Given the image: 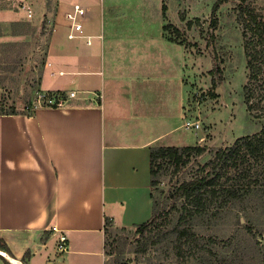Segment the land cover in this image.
I'll return each instance as SVG.
<instances>
[{
	"label": "crops",
	"instance_id": "0c3cea01",
	"mask_svg": "<svg viewBox=\"0 0 264 264\" xmlns=\"http://www.w3.org/2000/svg\"><path fill=\"white\" fill-rule=\"evenodd\" d=\"M74 5L91 45L67 38ZM53 6L40 88L77 94L62 108L0 115V237L11 251L0 264H107L105 219L129 228L151 217L150 149L191 146L174 136L188 132L186 51L163 30L169 0Z\"/></svg>",
	"mask_w": 264,
	"mask_h": 264
},
{
	"label": "rangeland",
	"instance_id": "374dc122",
	"mask_svg": "<svg viewBox=\"0 0 264 264\" xmlns=\"http://www.w3.org/2000/svg\"><path fill=\"white\" fill-rule=\"evenodd\" d=\"M17 1L0 0V105L31 114L35 94L41 90V79L49 67L50 20L45 11L54 9L56 0H33L32 20L17 8ZM215 1L169 0L168 10V22L181 33L177 42L186 51L184 81L188 87L182 123L188 132L182 129L174 136L187 135L191 146H204L206 151L177 174L164 166L157 185L150 186L152 201L163 217H168L161 219V233L153 230L141 238L134 228L107 230V264H178L176 236L169 230L177 223L180 206L171 197L172 189L192 177L197 164L205 163L213 151L261 128V122L247 113L243 103L247 71L242 30L236 21L239 1L225 0L213 14ZM212 79L218 83L215 87ZM253 186L248 196L234 201L217 217L191 221L199 245H207L216 256H198L197 247L192 245L190 252L185 250L187 258L182 264H264V165ZM209 238L217 243L211 245Z\"/></svg>",
	"mask_w": 264,
	"mask_h": 264
},
{
	"label": "trees",
	"instance_id": "16d2710c",
	"mask_svg": "<svg viewBox=\"0 0 264 264\" xmlns=\"http://www.w3.org/2000/svg\"><path fill=\"white\" fill-rule=\"evenodd\" d=\"M235 7L236 21L240 25L243 38V52L247 71V82L242 87L243 103L247 113L261 122V128L252 135L237 138L232 145L220 147L213 151L212 156L203 164H197L192 177L176 185L171 192L173 201L179 204L180 214L175 225L171 226L175 234V249L178 264H182L191 248L197 247V254L207 255L210 258L216 254L207 245H199L198 237L191 229V221L197 217L215 218L231 204L248 196L258 179V172L264 165V0H238ZM225 0H216L212 6L213 14ZM166 6H162L163 17L166 20ZM216 22L213 21V24ZM188 25L191 23L188 22ZM168 35L166 38L178 44L181 37L179 30L170 23L163 26ZM181 41V40H180ZM217 71H220L216 69ZM218 83L212 79V86ZM42 91V90H40ZM48 96L65 97V91H44ZM215 97V94H211ZM32 113V112H31ZM2 114H29L18 112L15 107L4 109L0 105ZM206 151L204 146H163L150 149V186L157 185L159 172L165 167L171 168L173 174L192 163L193 159ZM151 198V217L146 222L133 225L139 237L161 229L165 219L159 212L158 204ZM162 222V223H160ZM111 228L108 219H105V234ZM129 228H119L129 231ZM112 229V228H111ZM158 233V234H159ZM208 243L215 244L216 240L209 238ZM152 244L156 243L151 241ZM193 245V246H192ZM107 246L105 236V247ZM192 246V247H191ZM208 247V248H207ZM0 250L11 255L5 241L0 237ZM207 252V254L204 253ZM203 252V254H200ZM189 256H196L189 253ZM5 264H9L3 259Z\"/></svg>",
	"mask_w": 264,
	"mask_h": 264
},
{
	"label": "built area",
	"instance_id": "2783aa9c",
	"mask_svg": "<svg viewBox=\"0 0 264 264\" xmlns=\"http://www.w3.org/2000/svg\"><path fill=\"white\" fill-rule=\"evenodd\" d=\"M17 8L23 11L24 16L27 20H32L35 17V11L32 0H18ZM85 13H86L85 9L79 5H74L70 11L65 13L64 19L66 21V25L69 30L67 33V38L69 40L85 39L86 45H91L92 43L91 37L85 35L84 32L83 18L85 16ZM49 30L50 32L53 31L54 27H51L49 25ZM67 66H71V63H68ZM76 94L77 92L75 91H69L68 93H66L65 97H59L56 95L48 96L44 91H37L35 94V98L31 110L33 109V107L36 108L40 106L54 107V108L65 107L69 100L76 97ZM100 97H101L100 95L99 96L97 95L98 99ZM66 244H67L66 236L63 234L59 235L58 243H57L58 251L64 252L66 250Z\"/></svg>",
	"mask_w": 264,
	"mask_h": 264
},
{
	"label": "bare ground",
	"instance_id": "6f19581e",
	"mask_svg": "<svg viewBox=\"0 0 264 264\" xmlns=\"http://www.w3.org/2000/svg\"><path fill=\"white\" fill-rule=\"evenodd\" d=\"M0 254H1V255H3V256H5V253H4V252H2V251H0ZM13 262H14V261H13Z\"/></svg>",
	"mask_w": 264,
	"mask_h": 264
}]
</instances>
